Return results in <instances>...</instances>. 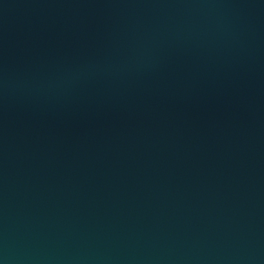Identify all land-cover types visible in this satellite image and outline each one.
Listing matches in <instances>:
<instances>
[{
    "label": "water",
    "instance_id": "obj_1",
    "mask_svg": "<svg viewBox=\"0 0 264 264\" xmlns=\"http://www.w3.org/2000/svg\"><path fill=\"white\" fill-rule=\"evenodd\" d=\"M0 264H264V0H0Z\"/></svg>",
    "mask_w": 264,
    "mask_h": 264
}]
</instances>
